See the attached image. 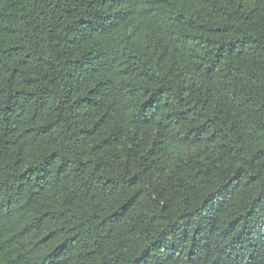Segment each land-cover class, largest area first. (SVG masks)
Returning <instances> with one entry per match:
<instances>
[{"label":"trees","instance_id":"obj_1","mask_svg":"<svg viewBox=\"0 0 264 264\" xmlns=\"http://www.w3.org/2000/svg\"><path fill=\"white\" fill-rule=\"evenodd\" d=\"M0 264H264V0H0Z\"/></svg>","mask_w":264,"mask_h":264}]
</instances>
